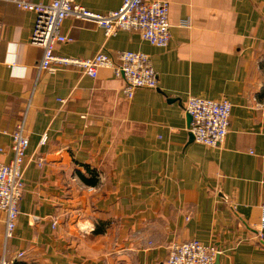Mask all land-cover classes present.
Returning <instances> with one entry per match:
<instances>
[{
	"label": "crops",
	"instance_id": "0c3cea01",
	"mask_svg": "<svg viewBox=\"0 0 264 264\" xmlns=\"http://www.w3.org/2000/svg\"><path fill=\"white\" fill-rule=\"evenodd\" d=\"M76 1L107 13L123 0ZM162 1L170 4L166 47L138 31L106 37L87 20L62 24L73 40L58 43V55H150L158 87L128 98L109 68L97 77L75 66L39 72L36 14L0 0V162L12 159L20 124L30 139L9 239L0 210V260L165 264L171 242L197 239L219 250L217 264H264V0ZM189 96L232 103L221 146L194 140Z\"/></svg>",
	"mask_w": 264,
	"mask_h": 264
},
{
	"label": "built area",
	"instance_id": "2783aa9c",
	"mask_svg": "<svg viewBox=\"0 0 264 264\" xmlns=\"http://www.w3.org/2000/svg\"><path fill=\"white\" fill-rule=\"evenodd\" d=\"M18 8L36 14L31 42L42 47L43 56L38 70L54 71L56 66H75L85 74L97 77L100 68H109L114 75L125 79L123 93L132 98L138 88H157L158 73L150 55L132 50H120L110 53L100 50L91 57H67L55 52L58 43L71 42L73 38L62 33L65 19L72 17L93 22L104 29L106 37L117 34L120 30L138 31L142 38L158 47H166L171 40L169 20L170 4L162 0H123L120 7L107 13L88 9L76 0H52L39 3L35 0H6ZM232 103L225 98L210 99L189 96L185 110L192 116L189 131L198 143L209 147L221 146L230 128ZM47 134L41 143L47 141ZM12 159L0 162V210L6 212L5 238L14 235L19 216V203L23 193V176L27 149L30 144L24 123L12 134ZM1 150V149H0ZM90 189H92L90 187ZM57 221L54 222L56 224ZM260 227L264 229V204ZM24 253H18L23 256ZM219 250L197 239L173 241L168 246L165 264H214ZM0 264H11L6 258Z\"/></svg>",
	"mask_w": 264,
	"mask_h": 264
},
{
	"label": "trees",
	"instance_id": "16d2710c",
	"mask_svg": "<svg viewBox=\"0 0 264 264\" xmlns=\"http://www.w3.org/2000/svg\"><path fill=\"white\" fill-rule=\"evenodd\" d=\"M90 172V174H91V176H92V178L91 179H87V181L89 182V183H94L95 182V180H94V178H95V174H94V171L93 170H91V171H89ZM84 177V176H83Z\"/></svg>",
	"mask_w": 264,
	"mask_h": 264
},
{
	"label": "water",
	"instance_id": "95a60500",
	"mask_svg": "<svg viewBox=\"0 0 264 264\" xmlns=\"http://www.w3.org/2000/svg\"><path fill=\"white\" fill-rule=\"evenodd\" d=\"M188 121H189V124H190L191 121H192V116H191L190 114H188ZM218 260H219V256L217 255L214 264H215V263L217 264V263H218Z\"/></svg>",
	"mask_w": 264,
	"mask_h": 264
}]
</instances>
